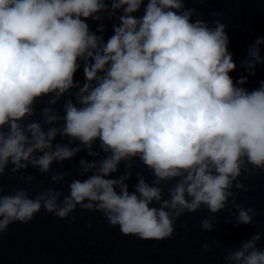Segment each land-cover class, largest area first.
<instances>
[{
	"label": "clouds",
	"instance_id": "clouds-1",
	"mask_svg": "<svg viewBox=\"0 0 264 264\" xmlns=\"http://www.w3.org/2000/svg\"><path fill=\"white\" fill-rule=\"evenodd\" d=\"M188 2L0 0V238L42 211L72 223L78 209L99 213L142 241L173 239L177 220L202 207L213 214L204 232L229 207L235 227L253 223L257 209L237 196L249 191L242 175L264 172V80L246 87L264 66V36L237 64L221 14L209 24ZM238 68L247 74L234 79ZM80 153L70 180L53 169ZM29 168L67 180V194L43 183L5 193L9 172L36 183ZM261 239L228 247L225 264H264Z\"/></svg>",
	"mask_w": 264,
	"mask_h": 264
}]
</instances>
